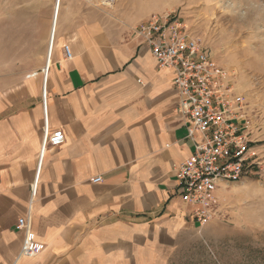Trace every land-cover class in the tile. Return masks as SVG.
Wrapping results in <instances>:
<instances>
[{"label":"crops","instance_id":"0c3cea01","mask_svg":"<svg viewBox=\"0 0 264 264\" xmlns=\"http://www.w3.org/2000/svg\"><path fill=\"white\" fill-rule=\"evenodd\" d=\"M31 1L46 14L26 24V71L0 87V264H233L236 249L209 246L222 224L200 226L180 198L193 144L173 70L126 30L60 18L62 6L50 21L48 0ZM46 125L66 141L37 175ZM22 217L43 245L34 258L21 256Z\"/></svg>","mask_w":264,"mask_h":264},{"label":"rangeland","instance_id":"374dc122","mask_svg":"<svg viewBox=\"0 0 264 264\" xmlns=\"http://www.w3.org/2000/svg\"><path fill=\"white\" fill-rule=\"evenodd\" d=\"M48 2L52 21L56 0ZM34 3L0 0V87L19 83L26 71L27 59H22L28 46L26 24L31 16L38 23L46 14L42 6L32 7ZM61 6L60 18L66 8L77 23L85 22L89 14L91 22L126 30L134 37L139 27L153 20L179 24L235 75L260 164L242 182L219 193L220 212L215 219L227 234L209 246L236 249L233 264H264V0H110L106 4L70 0Z\"/></svg>","mask_w":264,"mask_h":264},{"label":"built area","instance_id":"2783aa9c","mask_svg":"<svg viewBox=\"0 0 264 264\" xmlns=\"http://www.w3.org/2000/svg\"><path fill=\"white\" fill-rule=\"evenodd\" d=\"M56 1L61 5L62 0ZM136 37L150 49L161 68L175 73L178 111L186 119L187 139L193 144L190 159L176 169V183L182 202L192 208L194 221L207 225L220 212L219 193L242 182L260 164L254 153L244 95L237 89L235 75L220 66L211 52L179 24L153 20L139 27ZM64 53L68 60L72 59L69 46L64 47ZM46 99L44 89L45 109ZM65 141L62 131L50 133L46 125L37 175L46 150L60 147ZM102 181V177H96L92 183ZM36 190L35 183L34 194ZM16 229L24 236L21 256L36 257L43 245L34 241L30 219L20 218Z\"/></svg>","mask_w":264,"mask_h":264},{"label":"bare ground","instance_id":"6f19581e","mask_svg":"<svg viewBox=\"0 0 264 264\" xmlns=\"http://www.w3.org/2000/svg\"><path fill=\"white\" fill-rule=\"evenodd\" d=\"M107 1H110V0H103V4H106L107 3ZM55 8H56V12H55V16H56V18L58 19V15H59V11H60V6L61 5H57V1H56V4H55ZM53 34V33H52ZM51 37H53V36H51ZM52 39V38H51Z\"/></svg>","mask_w":264,"mask_h":264}]
</instances>
